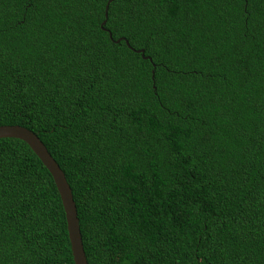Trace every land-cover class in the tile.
<instances>
[{"label":"trees","instance_id":"1","mask_svg":"<svg viewBox=\"0 0 264 264\" xmlns=\"http://www.w3.org/2000/svg\"><path fill=\"white\" fill-rule=\"evenodd\" d=\"M108 1L0 0V126L63 171L88 264H264V0H113L103 31ZM0 264H74L17 139Z\"/></svg>","mask_w":264,"mask_h":264},{"label":"water","instance_id":"2","mask_svg":"<svg viewBox=\"0 0 264 264\" xmlns=\"http://www.w3.org/2000/svg\"><path fill=\"white\" fill-rule=\"evenodd\" d=\"M112 1L113 0H109L105 6L104 21L101 23V28L103 31H106L103 26L106 23L108 17V7ZM109 37L111 38L110 33ZM118 42L119 40L116 41V43ZM136 52H140L143 56V50H138ZM0 139H17L24 142L47 169L54 181L64 210L73 263L88 264L83 249L79 220L77 217V210L73 200L72 192L66 181L63 171L60 169L56 161L48 153L46 147L39 140V138L24 127L17 125L0 126Z\"/></svg>","mask_w":264,"mask_h":264},{"label":"rangeland","instance_id":"3","mask_svg":"<svg viewBox=\"0 0 264 264\" xmlns=\"http://www.w3.org/2000/svg\"><path fill=\"white\" fill-rule=\"evenodd\" d=\"M113 259H115V260L118 259V253H115V254L113 255Z\"/></svg>","mask_w":264,"mask_h":264}]
</instances>
